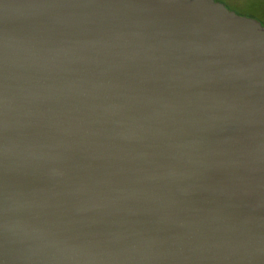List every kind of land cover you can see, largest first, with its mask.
<instances>
[{"label": "water", "instance_id": "obj_1", "mask_svg": "<svg viewBox=\"0 0 264 264\" xmlns=\"http://www.w3.org/2000/svg\"><path fill=\"white\" fill-rule=\"evenodd\" d=\"M263 26L0 0V264H264Z\"/></svg>", "mask_w": 264, "mask_h": 264}, {"label": "rangeland", "instance_id": "obj_2", "mask_svg": "<svg viewBox=\"0 0 264 264\" xmlns=\"http://www.w3.org/2000/svg\"><path fill=\"white\" fill-rule=\"evenodd\" d=\"M238 16L253 19L264 25V0H214ZM264 27V26H263Z\"/></svg>", "mask_w": 264, "mask_h": 264}]
</instances>
